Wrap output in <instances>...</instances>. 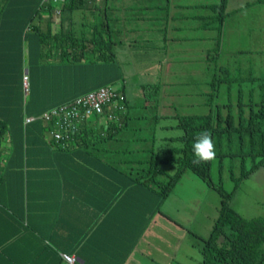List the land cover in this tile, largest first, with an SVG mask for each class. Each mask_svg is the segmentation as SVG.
<instances>
[{
  "label": "trees",
  "instance_id": "1",
  "mask_svg": "<svg viewBox=\"0 0 264 264\" xmlns=\"http://www.w3.org/2000/svg\"><path fill=\"white\" fill-rule=\"evenodd\" d=\"M227 1H209L210 13L194 15L200 20V28L210 31L206 57L218 68V60L214 58L221 53L225 19L247 7L243 5L232 13L227 10ZM87 5V0H0V205L21 209L31 197L53 193L54 186L47 181L58 177L52 159L61 150L92 146L102 141L110 144L117 141L119 147L120 140L128 141L127 146L130 141L135 142L134 146L139 142L151 143L147 157L130 158L120 153L115 159L117 155H111V162L127 165L122 168L111 164V170L121 176L115 185V193L131 184L139 185L156 197L157 205L190 169L220 195L217 218L200 250L201 264H264V217L245 218L230 204L240 181L264 163V102L245 104L240 99L241 89L236 91L239 99L236 112L230 101L213 102L221 90L216 85L227 83L232 87L233 82L243 78L213 74L207 94L214 107L211 105L207 112L178 115L176 126L183 133L166 139L179 142L176 146L155 149L153 133L150 138L144 134L126 136L123 130L132 128L127 124L126 112L120 117V124L110 120L99 128L95 125L96 120L83 124L64 144L55 143L49 136L48 124L39 117L42 112L118 80L123 81L119 90L125 93L122 73L114 79L88 84L91 76L88 67L97 68L99 64L118 68L113 51L115 41L103 31L101 17L95 18L88 31L72 25L64 28L62 24L64 19H71L75 11H84ZM55 12L61 21L57 28L51 21ZM24 77L27 78L26 89ZM253 80L257 78L253 76ZM77 84H83L81 91L67 90ZM160 85V82L143 84L144 98L156 102ZM230 90H227L228 94H231ZM27 116L35 119L25 122ZM204 131L211 133L215 143L219 172L226 158L230 163L239 160L240 174L235 176L230 171L234 181L232 190L213 181L212 160L198 165L192 163L195 159L193 143ZM132 150H129L131 154ZM135 150H141V147ZM166 164L175 165L173 174L163 167Z\"/></svg>",
  "mask_w": 264,
  "mask_h": 264
},
{
  "label": "crops",
  "instance_id": "2",
  "mask_svg": "<svg viewBox=\"0 0 264 264\" xmlns=\"http://www.w3.org/2000/svg\"><path fill=\"white\" fill-rule=\"evenodd\" d=\"M209 1L87 0L88 5L84 11H75L73 17L64 19L62 24L64 28L72 25L88 31L95 18L101 17L103 31L115 41L113 51L118 68L99 64L97 68L88 67V73L91 75L88 79L89 85L114 79L119 73H122L126 81L125 59L129 60L137 57L136 53L144 52L142 55L151 53L155 56L154 65L159 67L161 75L164 76V79H158L156 82H160V90L163 88L165 91L169 86L167 78L177 72L174 65L179 66L180 61L179 52L173 50L172 43L188 40L191 32H195L197 41L205 37L209 40L210 31L200 28V20L197 16L194 17L210 13L207 7ZM248 8L249 6L234 12L231 18ZM142 19H148L146 27H141ZM51 21L55 28L61 26V21H56L53 17ZM44 22L45 20L43 24ZM248 34L247 26L236 24L227 35V24L224 22L221 53L214 59L220 61L221 54L224 53L231 56L230 69L235 75L247 74V70L249 73L248 77L241 81L233 82L234 88L224 83L222 89L242 90V82H253L254 69L250 62L242 60L243 56L252 53L247 40L242 39ZM207 47L208 44L198 53L191 52L190 48L189 51H184L185 57L191 58L195 66L187 68V71L193 74L188 79L183 78V68L178 71L183 86L206 82L210 89L209 80L219 68L209 63L210 59L206 57ZM258 51L257 55L262 56L261 48ZM227 76L234 77L230 74ZM123 87L125 89V85ZM82 88L83 84H77L67 90L74 89L78 92ZM199 91L201 92L190 91V94L203 93L205 97L201 103L206 107L209 104L208 91L202 92L203 88H199ZM124 94L127 98L126 121L128 126H132L123 130L126 136L133 134L132 136L136 137L146 131V137L150 138L153 133L157 140L154 127L149 125L145 129L138 124L154 121L153 125H156L160 115L174 114L156 112L159 116L153 115L152 118L132 115L130 108L133 103L126 91ZM194 101L189 98L186 102L191 107ZM158 102L157 107L169 108L167 103ZM103 123V120H99L95 125L99 128ZM138 126L140 128H137ZM160 127L169 126L159 123L156 131ZM121 136L123 137V134ZM172 136L174 135L163 138L166 140ZM122 148L117 141L111 144L102 141L92 146L61 150L52 159L58 177L47 181V184L54 186L53 193L35 195L30 198L28 204H23L21 209L0 205V264H189V243L183 241L187 252H182L184 245L181 244V238L174 237L176 232L189 229L181 226V230H177L175 227L152 225V219L156 216L154 195L133 184L120 193H115V185L121 176L111 170V164L122 168L127 165L124 162H111V155H117V159L120 153H128L130 158H134L133 153L139 147L129 145L127 150ZM130 149H133L132 154ZM158 212L164 215L160 210ZM63 253L74 256L75 260L66 261ZM197 264L200 262L197 261Z\"/></svg>",
  "mask_w": 264,
  "mask_h": 264
},
{
  "label": "rangeland",
  "instance_id": "3",
  "mask_svg": "<svg viewBox=\"0 0 264 264\" xmlns=\"http://www.w3.org/2000/svg\"><path fill=\"white\" fill-rule=\"evenodd\" d=\"M218 1V0H210ZM242 5H247L249 8L242 13H238L236 16L231 18L232 14H229L225 19V24H227V35L230 33L232 26L240 24L241 26H247L248 36H244L242 39L247 40L246 43L250 48V55L243 56L242 60L245 62H250L252 68L254 69V78H257L253 82H242L240 87L242 88V99L245 104L249 102H264V0H228L227 10L233 13V10L237 7H242ZM246 7V6H244ZM252 7V8H251ZM243 10V9H241ZM240 11V10H239ZM238 11V12H239ZM58 13L53 15L54 20H58ZM148 19H142L141 27H146L148 25ZM239 27V26H238ZM150 34V29H149ZM253 34V35H252ZM228 38V36H227ZM197 35L195 32L189 34V39L183 42L174 41L172 43V48L174 51L179 52V66H176L177 72L170 75L168 79L169 86L163 91H159L157 98L158 100H146L142 91L143 84H154L158 79H164V76L161 75L159 67L155 66L153 58L154 55L147 53L142 55L144 52L136 53L137 57H133L129 60L125 59L124 64V73L126 75V81L124 78V85L126 94L129 95L130 100L132 101V106L130 108L131 114H139L144 118L149 116L152 118L156 112L169 113L171 112L172 116H159L156 121V125H153L154 121L151 122H140L138 125L148 128L149 125L154 127L157 137L155 142V149L162 147H171L179 145V142L166 141L164 138L170 135H181L183 133L182 129L176 126L178 122V115H185L188 113H198V112H207L209 107L214 103H226L229 102L237 111V93L235 89H231V94L227 93V90L222 89L223 85H216L218 88L221 87V90L214 97V103H209L202 105L204 94L201 93L197 95L190 94L191 92L199 93V88H203V91H208L209 86L204 82L203 84H196L195 86H183L181 81L180 73L178 72L181 68L184 69L183 78L188 79L193 74H190L187 71V68L195 66L191 62V58H186L184 51H190L193 53H198L206 46L210 41L208 37L197 41ZM192 43H194L192 45ZM170 47V41L168 48ZM167 48V49H168ZM261 48L262 56L257 55L258 49ZM125 52H123L124 54ZM122 54V55H123ZM124 56V55H123ZM197 62V60H195ZM232 62L231 56H227L222 53L220 61H217V66L219 70L217 76H225L230 74L231 76L237 77L233 70L230 69V63ZM127 63L129 65H127ZM210 64L214 66V62L210 61ZM249 71L247 74H238L239 77L246 78L248 77ZM210 74H206L209 76ZM123 84L122 80H118L112 84H109L113 88H120ZM234 88L235 85L233 84ZM247 87V89H246ZM210 91V89H209ZM209 95V94H208ZM191 98L195 100L190 107L187 104V100ZM165 102L169 105V108L157 107L159 102ZM209 99H207V102ZM162 102V103H163ZM204 110V111H203ZM222 112L225 113V108H222ZM168 125V128L160 127L157 131L158 124ZM172 126H174L172 128ZM146 134V131L143 132ZM142 133H140V136ZM164 137V138H163ZM130 141V140H129ZM127 142L120 140V147L126 148ZM134 141H130L128 145H134ZM151 143L144 144V142H139L137 147H141V150H137L133 153V156L136 158L147 157L148 156V147ZM126 156H129L127 153ZM163 156V153L160 154V157ZM249 166V163H247ZM163 167L171 174L175 171L174 164H166ZM230 171L234 173L235 176L240 174V164L239 160H235L230 163V159L226 158L224 167L221 172L218 170V161L216 158L212 160L210 173L213 181L217 184L222 183L223 187L226 190H232L234 186V181L230 178ZM219 201L220 195L217 191L209 186L204 180L199 178L192 170L187 169L180 180L172 188L169 194L164 198V200L155 206L156 216L152 219V225L157 227H175L177 230H181L179 227H185L189 230L176 232L174 237L181 238L182 245L189 243L190 251L187 253L189 264H197V261L201 264V248L204 245V239H206L215 219L217 218L219 212ZM230 204L233 206L236 211H238L245 218H255V217H264V163L259 166V168L252 171L246 177H244L234 192ZM164 213V216L158 211ZM158 213V214H157ZM184 241V242H183ZM182 252L186 251V246L184 245ZM185 254V253H183Z\"/></svg>",
  "mask_w": 264,
  "mask_h": 264
},
{
  "label": "built area",
  "instance_id": "4",
  "mask_svg": "<svg viewBox=\"0 0 264 264\" xmlns=\"http://www.w3.org/2000/svg\"><path fill=\"white\" fill-rule=\"evenodd\" d=\"M56 1V0H53ZM23 84L27 88V78ZM126 112V97L119 88L102 85L84 94H80L59 105L42 112L39 117L48 124V134L57 144H64L73 138V132L91 120L116 121ZM34 116L25 117V122L34 120ZM63 258L73 262L75 257L63 253Z\"/></svg>",
  "mask_w": 264,
  "mask_h": 264
},
{
  "label": "clouds",
  "instance_id": "5",
  "mask_svg": "<svg viewBox=\"0 0 264 264\" xmlns=\"http://www.w3.org/2000/svg\"><path fill=\"white\" fill-rule=\"evenodd\" d=\"M193 154L195 159L192 163L196 165L211 161L215 158V143L209 131H204L195 138L193 143Z\"/></svg>",
  "mask_w": 264,
  "mask_h": 264
}]
</instances>
